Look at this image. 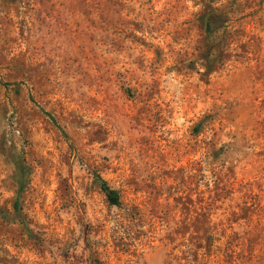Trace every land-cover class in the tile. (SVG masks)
I'll use <instances>...</instances> for the list:
<instances>
[{"label":"rangeland","instance_id":"374dc122","mask_svg":"<svg viewBox=\"0 0 264 264\" xmlns=\"http://www.w3.org/2000/svg\"><path fill=\"white\" fill-rule=\"evenodd\" d=\"M0 264H264V0H0Z\"/></svg>","mask_w":264,"mask_h":264},{"label":"trees","instance_id":"16d2710c","mask_svg":"<svg viewBox=\"0 0 264 264\" xmlns=\"http://www.w3.org/2000/svg\"><path fill=\"white\" fill-rule=\"evenodd\" d=\"M98 187L100 189V191L102 192V194L104 195L106 201L109 203V204H112V205H117L118 204V194L117 192L112 189L111 187H109L104 180L102 179H99L98 180ZM214 239V236H213V233L209 232L208 233V236L206 237V240L211 242L213 241ZM211 244V243H208V245Z\"/></svg>","mask_w":264,"mask_h":264}]
</instances>
